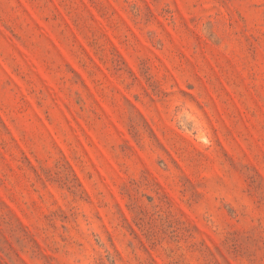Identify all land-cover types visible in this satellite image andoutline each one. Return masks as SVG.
I'll use <instances>...</instances> for the list:
<instances>
[{"label":"rangeland","instance_id":"rangeland-1","mask_svg":"<svg viewBox=\"0 0 264 264\" xmlns=\"http://www.w3.org/2000/svg\"><path fill=\"white\" fill-rule=\"evenodd\" d=\"M0 264H264V0H0Z\"/></svg>","mask_w":264,"mask_h":264}]
</instances>
